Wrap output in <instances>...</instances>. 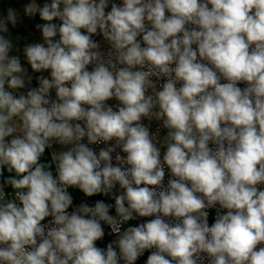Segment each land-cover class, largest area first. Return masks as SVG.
<instances>
[{
	"label": "clouds",
	"instance_id": "obj_1",
	"mask_svg": "<svg viewBox=\"0 0 264 264\" xmlns=\"http://www.w3.org/2000/svg\"><path fill=\"white\" fill-rule=\"evenodd\" d=\"M141 261L264 264V0H0V264Z\"/></svg>",
	"mask_w": 264,
	"mask_h": 264
},
{
	"label": "crops",
	"instance_id": "obj_2",
	"mask_svg": "<svg viewBox=\"0 0 264 264\" xmlns=\"http://www.w3.org/2000/svg\"><path fill=\"white\" fill-rule=\"evenodd\" d=\"M32 30V24L29 23L27 20L25 21V26L24 27H21L19 29V31L22 33V34H27V32L31 31Z\"/></svg>",
	"mask_w": 264,
	"mask_h": 264
},
{
	"label": "rangeland",
	"instance_id": "obj_3",
	"mask_svg": "<svg viewBox=\"0 0 264 264\" xmlns=\"http://www.w3.org/2000/svg\"><path fill=\"white\" fill-rule=\"evenodd\" d=\"M77 197V201H79L80 195H76ZM131 223H136L135 221L131 222Z\"/></svg>",
	"mask_w": 264,
	"mask_h": 264
},
{
	"label": "trees",
	"instance_id": "obj_4",
	"mask_svg": "<svg viewBox=\"0 0 264 264\" xmlns=\"http://www.w3.org/2000/svg\"><path fill=\"white\" fill-rule=\"evenodd\" d=\"M75 195H80L79 193H75ZM100 197H94V198H91V199H99Z\"/></svg>",
	"mask_w": 264,
	"mask_h": 264
},
{
	"label": "built area",
	"instance_id": "obj_5",
	"mask_svg": "<svg viewBox=\"0 0 264 264\" xmlns=\"http://www.w3.org/2000/svg\"><path fill=\"white\" fill-rule=\"evenodd\" d=\"M153 128H155V125H153ZM146 258V257H145ZM140 264H143V262L141 261Z\"/></svg>",
	"mask_w": 264,
	"mask_h": 264
}]
</instances>
